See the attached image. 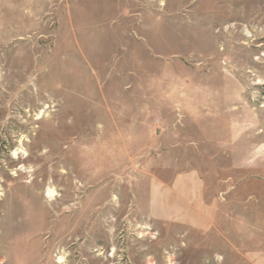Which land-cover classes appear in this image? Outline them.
<instances>
[{
	"label": "rangeland",
	"instance_id": "1",
	"mask_svg": "<svg viewBox=\"0 0 264 264\" xmlns=\"http://www.w3.org/2000/svg\"><path fill=\"white\" fill-rule=\"evenodd\" d=\"M58 257L264 264V0H0V264Z\"/></svg>",
	"mask_w": 264,
	"mask_h": 264
},
{
	"label": "bare ground",
	"instance_id": "2",
	"mask_svg": "<svg viewBox=\"0 0 264 264\" xmlns=\"http://www.w3.org/2000/svg\"><path fill=\"white\" fill-rule=\"evenodd\" d=\"M47 196H48V197H52V196H54L53 191L48 190V191H47ZM56 262L59 263V264H62V263H63V258H62V257H58V259L56 260Z\"/></svg>",
	"mask_w": 264,
	"mask_h": 264
}]
</instances>
